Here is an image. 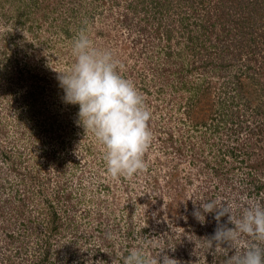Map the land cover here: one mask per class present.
<instances>
[{
	"label": "rangeland",
	"instance_id": "1",
	"mask_svg": "<svg viewBox=\"0 0 264 264\" xmlns=\"http://www.w3.org/2000/svg\"><path fill=\"white\" fill-rule=\"evenodd\" d=\"M128 1L0 0V264H122L125 251L141 245L178 264H227L252 243L241 236L211 248L214 214L201 223L191 213L193 202L216 198L230 202L237 218L264 204L256 184L264 173V76L246 69L244 97L232 103L228 89L247 53L237 59L225 46L210 54L200 41L188 43L187 32L215 42L216 29L200 34L208 10L200 0H172L147 23ZM245 1L231 11L243 14ZM159 22L171 27V43L156 35ZM260 28L250 41L256 69L264 64ZM81 30L114 52L150 108L147 168L131 178L107 173L103 147L77 123L79 105L63 99L58 72L72 66ZM233 31L220 45L236 47L241 37ZM234 114L243 118L231 121ZM221 223L234 227L227 216Z\"/></svg>",
	"mask_w": 264,
	"mask_h": 264
},
{
	"label": "clouds",
	"instance_id": "2",
	"mask_svg": "<svg viewBox=\"0 0 264 264\" xmlns=\"http://www.w3.org/2000/svg\"><path fill=\"white\" fill-rule=\"evenodd\" d=\"M71 51L74 62L67 71L58 72L59 86L66 103L79 105L77 123L103 147L107 173L112 178H131L145 171L144 155L153 139L149 127L151 111L145 97L131 80L121 75L120 61L114 52L96 47L85 30L74 38ZM256 184L260 191L264 190V173ZM198 202V207L193 202L192 216L203 223L207 214H214L216 220L214 234L207 238L209 247L230 246L241 236L252 240L247 247H241L242 251L230 256L227 264H264V204L245 207L237 218L228 201L216 198ZM224 216L234 227L221 223ZM122 264H178V261L168 255L161 257L159 251L150 256L141 245L130 250Z\"/></svg>",
	"mask_w": 264,
	"mask_h": 264
},
{
	"label": "trees",
	"instance_id": "3",
	"mask_svg": "<svg viewBox=\"0 0 264 264\" xmlns=\"http://www.w3.org/2000/svg\"><path fill=\"white\" fill-rule=\"evenodd\" d=\"M172 0H129L128 1V6H133V9H135V12L138 10V6H141V9L143 10L142 16L146 19V23L150 21V12L152 11V15H156L158 13H162L165 10V7L167 8V5L169 2ZM206 0H200L202 3L203 8H207L208 10H205L199 23V27L201 30V35L207 34V32H210L209 35H212V33L215 32L216 29V34H215V42L212 39H208L209 35H206V38L209 40L208 45H206V41L201 42V38H199L195 33L193 32H187V39L189 44H193L194 41H200L199 42V47L202 46V49H206L207 52L211 54L212 51H214L216 54L219 53L221 54V47L225 46L226 52L229 53V50L231 49L232 52L235 51L234 56L237 57V59L240 58L241 55L244 54V51L247 53V62L245 65V70H240V73L235 74V79L236 82H233L234 84L230 86L228 89V92H232L233 94L229 95V98H231V102H239L236 101L237 97H244L243 91L244 88H246L247 85H245V82L243 81L245 78H247V74L244 75V73L247 71H256L258 73H261L262 76H264V64L263 66L259 67V69H256L254 65L252 64V61L255 60L257 64V61H259V53L255 49V47H251V42L253 41L256 36L255 34H262L263 30H261V26L264 24L262 23L263 18H264V4L263 1L261 0H246V11L240 15L237 14L236 10L231 11V9L238 7L236 0H222L226 1L225 4L222 2L220 4V0L216 2V4L213 5V7L210 8L206 6L205 3ZM193 2V1H192ZM223 7V8H222ZM213 11H216V15L213 16L214 14H210ZM235 13V16L233 14ZM126 17V15H125ZM260 17V20L262 18L261 24L258 21ZM129 19V17H126ZM126 19V20H127ZM236 24V26L230 27V23ZM219 23V24H218ZM145 28L147 26L143 25ZM218 28V30H217ZM210 29V31H209ZM233 29H236V35H240L241 39L238 40V42L235 44L236 47L232 48V45H220L219 41H221L224 37L229 36L230 33L235 34ZM161 30V32H160ZM259 30V31H258ZM156 35L159 37L165 38L168 42L171 43V38H172V29L171 27H163V30L161 29V22H159V25L155 29ZM250 34V38L244 39L245 34ZM199 35V34H198ZM206 39V40H207ZM245 41V43H244ZM189 47V45H188ZM213 47V49H212ZM211 49V50H209ZM168 54L171 56L173 52H175L173 49H168L167 50ZM181 53V52H180ZM168 55V56H169ZM224 56H227L226 53H224ZM245 60V59H244ZM228 63H221L220 66H227ZM243 73V74H242ZM252 78L255 79V77L252 74ZM260 82V81H259ZM261 84V82L259 83ZM263 85H264V80H263ZM264 87V86H263ZM248 95V91L246 92ZM253 97L255 99V93L253 92ZM228 100V98L225 99V101ZM261 103L263 101H260L259 106H261ZM235 115V114H234ZM241 114H236L234 117L231 118V121H239L241 120L240 117ZM252 166H258V165H253ZM16 170V169H15Z\"/></svg>",
	"mask_w": 264,
	"mask_h": 264
},
{
	"label": "flooded vegetation",
	"instance_id": "4",
	"mask_svg": "<svg viewBox=\"0 0 264 264\" xmlns=\"http://www.w3.org/2000/svg\"><path fill=\"white\" fill-rule=\"evenodd\" d=\"M133 224V223H132ZM131 225V224H130ZM119 227V226H118ZM131 232H132V230L131 229H129L128 230V234H131ZM134 243V241L132 240V236H130V239H129V241H127L126 243H125V245H127V249H130L133 245ZM130 250H128V251H125V253H124V256H126L127 254H128V252H129ZM124 259V258H123ZM123 259H122V261H123Z\"/></svg>",
	"mask_w": 264,
	"mask_h": 264
},
{
	"label": "built area",
	"instance_id": "5",
	"mask_svg": "<svg viewBox=\"0 0 264 264\" xmlns=\"http://www.w3.org/2000/svg\"><path fill=\"white\" fill-rule=\"evenodd\" d=\"M244 246H245V247H247V246H248V244H245Z\"/></svg>",
	"mask_w": 264,
	"mask_h": 264
}]
</instances>
